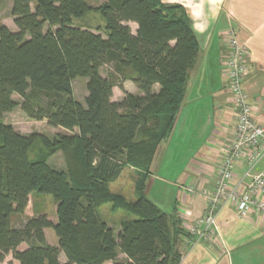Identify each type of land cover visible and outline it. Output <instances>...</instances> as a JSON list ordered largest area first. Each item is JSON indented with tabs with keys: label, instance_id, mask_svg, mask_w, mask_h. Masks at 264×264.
I'll list each match as a JSON object with an SVG mask.
<instances>
[{
	"label": "trees",
	"instance_id": "trees-1",
	"mask_svg": "<svg viewBox=\"0 0 264 264\" xmlns=\"http://www.w3.org/2000/svg\"><path fill=\"white\" fill-rule=\"evenodd\" d=\"M91 11L102 21L92 23ZM11 15L16 30L0 24V263L10 253L19 264H179L182 239L191 234L176 206L163 210L148 189L199 49L186 8L162 0L96 7L87 0H12ZM77 77L87 79L84 103L73 96ZM128 80L139 92L123 88ZM114 87L123 91L118 101ZM18 104L27 117L67 132L20 133L2 121ZM56 151L63 168L49 162ZM127 171L133 198L110 187ZM32 192L51 196L56 221L39 214L16 227L13 218ZM106 203L125 213L117 232L100 213ZM45 228L56 245L46 241ZM21 243L27 247L18 250Z\"/></svg>",
	"mask_w": 264,
	"mask_h": 264
},
{
	"label": "crops",
	"instance_id": "crops-1",
	"mask_svg": "<svg viewBox=\"0 0 264 264\" xmlns=\"http://www.w3.org/2000/svg\"><path fill=\"white\" fill-rule=\"evenodd\" d=\"M162 1L178 3L186 8L199 49L189 70L185 96L169 139L165 144L161 142L156 151L148 194H151L156 181H161L167 187L168 208L171 211L176 206L185 226V223L191 224L202 216L206 207L205 199L200 194L187 192L185 186L213 188L217 154L234 130L233 111L227 101L229 92L220 65L223 30L229 26L235 27L237 40L249 49V71L243 84L254 105L252 117L256 122H264V0ZM130 23L135 25L134 32L136 23ZM128 91L139 92L133 83ZM180 135L183 139H179ZM170 150L172 154H168ZM174 156L179 161L174 180L168 181L156 175L165 158L172 160ZM167 165L171 170L172 164L167 162L165 167ZM263 165L264 160L259 166ZM243 171L244 165H236L237 174ZM216 223L218 243L212 245L197 241L192 235L191 238L184 237L179 264H264L263 216L240 218L233 206L224 204L216 215ZM119 256L124 257L123 254ZM65 259L60 253V262Z\"/></svg>",
	"mask_w": 264,
	"mask_h": 264
},
{
	"label": "built area",
	"instance_id": "built-area-1",
	"mask_svg": "<svg viewBox=\"0 0 264 264\" xmlns=\"http://www.w3.org/2000/svg\"><path fill=\"white\" fill-rule=\"evenodd\" d=\"M224 47L220 51L221 70L229 92L228 105L233 111L234 130L217 154V174L212 189L186 185L185 190L200 194L206 201L202 216L185 223L197 241L218 243L216 215L224 204L233 206L240 218L264 217V122L252 117L254 105L243 81L249 71V49L239 43L235 27L223 30ZM244 165L242 174L235 172Z\"/></svg>",
	"mask_w": 264,
	"mask_h": 264
},
{
	"label": "rangeland",
	"instance_id": "rangeland-1",
	"mask_svg": "<svg viewBox=\"0 0 264 264\" xmlns=\"http://www.w3.org/2000/svg\"><path fill=\"white\" fill-rule=\"evenodd\" d=\"M106 0H87L88 4L92 7L99 6ZM11 6H12V0H0V24L6 25L10 30H16V26L13 22V16L11 15ZM87 18L92 22H100L102 21L99 14L95 11H91L87 14ZM131 30L135 28V25L133 23H130ZM109 66L105 65L101 67V75L104 76L109 71ZM86 78L83 77H77L72 81V91L73 96L80 102L84 103V98L87 95V90L85 88ZM131 81H124L123 88L125 90H129L131 87ZM125 84V86H124ZM129 88V89H128ZM130 92V91H129ZM137 92V91H136ZM135 92V93H136ZM134 93V92H133ZM123 97V91L120 90L118 87L113 88L111 99L113 101H118ZM13 98L20 103L21 98L17 94H13ZM2 121L4 123H8L14 127L17 131H19L22 134H30V133H39L46 135L49 138H53L55 134L58 132H67L61 128L53 127L47 124L46 119L41 120H34L26 116V114L23 112V110L20 108V105L18 104L13 110L5 113L2 117ZM177 127L180 129V125L177 123ZM195 132V128H192ZM169 137V136H168ZM167 137V138H168ZM164 139L162 141V144H165L167 140ZM179 139H183L182 136H179ZM191 143V142H190ZM192 144V143H191ZM166 147V146H164ZM172 147V146H171ZM40 149V146L37 144L34 146V149L32 150V155L37 153ZM173 152L170 150L168 154H172ZM49 162L51 165L57 168H63L64 161L63 156L60 151H56L54 154H52L49 158ZM159 162V159H158ZM170 162L172 164L171 170L168 168L167 165L165 167V163ZM178 159L174 156L172 157V160H169L167 157L165 158V163L163 164V167L160 171L157 170L156 175L162 177L163 179H167L168 181L174 180V175L176 174L179 163ZM166 169V171L163 170ZM133 178L130 176V174L124 173L119 178L116 179L115 182H112L110 184V187L116 191H119L127 198H133V187L131 186L130 179ZM167 187L164 186V184L157 180L151 194H148V197L155 201L157 205H159L160 208H162L165 211H170V208L167 206V194H166ZM154 192V193H153ZM152 200V201H153ZM100 213L102 217L107 221L108 224H110L115 232L119 229V222L122 218L125 217V213L122 210L118 211H111L110 204L106 203L103 204L100 207ZM56 205L53 202L50 195H44L39 194L36 192L30 193L28 197L27 205L24 209V212L20 216H15L13 218V223L16 227H20L23 225V223L28 220L30 217L37 216L39 214H45L49 220L52 222L56 221ZM45 239L48 243L52 245L57 244V237L52 230V228H45L44 229ZM27 247L26 243H21L17 249L23 250ZM0 264H19L16 259L12 257V255L9 253L5 256L4 260ZM111 264H113L111 262Z\"/></svg>",
	"mask_w": 264,
	"mask_h": 264
},
{
	"label": "clouds",
	"instance_id": "clouds-1",
	"mask_svg": "<svg viewBox=\"0 0 264 264\" xmlns=\"http://www.w3.org/2000/svg\"><path fill=\"white\" fill-rule=\"evenodd\" d=\"M200 30L202 31L203 29L201 28Z\"/></svg>",
	"mask_w": 264,
	"mask_h": 264
}]
</instances>
